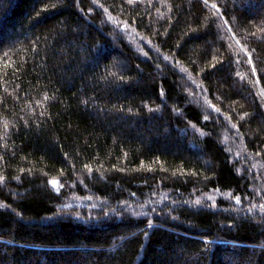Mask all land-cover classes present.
Instances as JSON below:
<instances>
[{"label": "trees", "instance_id": "trees-1", "mask_svg": "<svg viewBox=\"0 0 264 264\" xmlns=\"http://www.w3.org/2000/svg\"><path fill=\"white\" fill-rule=\"evenodd\" d=\"M0 264H264V0H0Z\"/></svg>", "mask_w": 264, "mask_h": 264}, {"label": "snow or ice", "instance_id": "snow-or-ice-1", "mask_svg": "<svg viewBox=\"0 0 264 264\" xmlns=\"http://www.w3.org/2000/svg\"><path fill=\"white\" fill-rule=\"evenodd\" d=\"M51 183H52L53 185H55V184H56V181H52Z\"/></svg>", "mask_w": 264, "mask_h": 264}, {"label": "rangeland", "instance_id": "rangeland-1", "mask_svg": "<svg viewBox=\"0 0 264 264\" xmlns=\"http://www.w3.org/2000/svg\"><path fill=\"white\" fill-rule=\"evenodd\" d=\"M208 198H211V200L213 199L212 197H208Z\"/></svg>", "mask_w": 264, "mask_h": 264}]
</instances>
